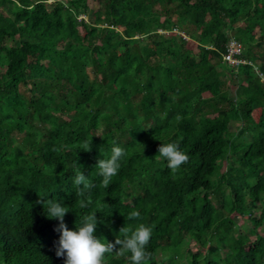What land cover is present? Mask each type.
Masks as SVG:
<instances>
[{"label":"trees","instance_id":"trees-1","mask_svg":"<svg viewBox=\"0 0 264 264\" xmlns=\"http://www.w3.org/2000/svg\"><path fill=\"white\" fill-rule=\"evenodd\" d=\"M48 1L0 0V264H64L48 199L70 208L71 230L95 212L107 242L151 226L148 264H176L166 256L184 240L207 247L189 264H264V0H96L83 39L73 18L88 0ZM181 31L205 41L194 51ZM232 42L235 65L224 58ZM173 141L189 156L176 173L157 151ZM114 143L126 155L105 188L95 166ZM77 167L94 184L84 209ZM134 210L140 219L128 218ZM233 212L252 229L236 235ZM129 255L106 253L103 264Z\"/></svg>","mask_w":264,"mask_h":264},{"label":"clouds","instance_id":"clouds-1","mask_svg":"<svg viewBox=\"0 0 264 264\" xmlns=\"http://www.w3.org/2000/svg\"><path fill=\"white\" fill-rule=\"evenodd\" d=\"M180 34L185 35L187 38V35L182 31ZM139 145L143 151L145 146L142 144ZM91 147L92 141H86L83 151H91ZM157 151L159 157L166 160V166L172 173L178 172L181 166L189 161L188 154L181 150L178 141L161 143ZM125 155V149L114 143L110 156L97 160L95 167L98 169V175L102 177L101 183L105 188L109 186L113 177L118 174L121 168V160ZM73 182L78 186L76 195L82 198L80 208L84 209L91 203L90 199H84L86 192L90 193L94 184L80 171L79 167L75 171ZM40 202L44 203L42 200ZM69 211L70 208L63 205L62 202L53 199L47 200V217L49 219L54 218L59 222L54 229V231L59 232V239L55 246V254L57 257L64 258V264H103V258L106 253H115L118 256L130 254L127 257L130 264H148L151 258V253L147 250L153 232L151 226L139 223L135 228L121 227L119 236H117L114 243L107 242L95 234L97 225L100 223L95 212L83 215L80 226L76 227L75 230H71L64 221V217ZM128 218L140 219L141 214L139 211L134 210L129 214ZM169 242L173 244L172 241ZM183 242L186 245H184V249L181 252L168 250V252H173V254L170 256L167 253L166 262L170 258L176 264H189L190 255L196 252H201L202 260L206 257L207 247L201 248L193 240H184ZM161 256L162 253L158 252L157 257L161 258Z\"/></svg>","mask_w":264,"mask_h":264},{"label":"rangeland","instance_id":"rangeland-1","mask_svg":"<svg viewBox=\"0 0 264 264\" xmlns=\"http://www.w3.org/2000/svg\"><path fill=\"white\" fill-rule=\"evenodd\" d=\"M52 0H49L48 2L50 3ZM48 3V4H49ZM54 3V2H53ZM49 7H50V4H49ZM100 8V3L99 1H94V0H88V10L85 11V12H81L78 16H76L74 19V22L76 24V33L77 35L79 36L80 39H83L86 35V31H85V28H84V22H88V21H91V19L94 17V13ZM4 11V9H2ZM185 23L184 21L181 22V26H183ZM158 32H161V33H164V31L162 29H159ZM183 33H185L184 31H182ZM167 35H170L169 32H165ZM258 33V31H257ZM187 35V38L184 39V42L186 43V45H188L189 47H191L194 51L196 50V45L198 42L200 43H204V38H202L201 40H198V38H196V36H189L187 33H185ZM104 39V33H100L99 37H98V41H101ZM8 44H12L14 43L13 41H8L7 42ZM256 54L258 55V53L256 52ZM258 60H256L257 63H260V62H263L264 63V42L262 43V46L260 48V57L257 58ZM232 64V63H230ZM232 65H235V64H232ZM89 70H91L89 68ZM217 71H218V76L223 79L225 82L229 79V72L227 70V68L225 67L224 63H219V65L217 66ZM93 75H96V74H93ZM97 77V76H96ZM231 85H235L236 83V79H232L230 80L229 82ZM226 92L229 94V89H226ZM233 111V110H232ZM230 111V112H232ZM228 112V113H230ZM72 115V112H68L67 113V116H70ZM149 124V121H144L143 122V125L144 126H148ZM240 125V122H239V118H237L236 116H234L233 119H231V122H230V127L231 129H236L238 126ZM37 127V126H34V128ZM244 138H247V136L244 135ZM56 155L57 156H60L59 153L56 152ZM217 175V173H216ZM211 200H214L215 201V196L214 195H211ZM216 205H219L218 203ZM246 216L247 214L244 213V214H236V213H232L231 214V218L234 222L233 224V231L236 235L238 234H242L244 233L245 229L249 226L251 227L252 229V226H253V222L249 221L246 219ZM257 231L259 233H264V224L263 225H260L258 228H257ZM254 232L255 230H250L248 233H249V236L250 237H254ZM212 244L215 243V240L213 239L212 241ZM186 264V263H185Z\"/></svg>","mask_w":264,"mask_h":264},{"label":"built area","instance_id":"built-area-1","mask_svg":"<svg viewBox=\"0 0 264 264\" xmlns=\"http://www.w3.org/2000/svg\"><path fill=\"white\" fill-rule=\"evenodd\" d=\"M184 38H186L185 35H182ZM242 47L239 45V44H236L234 42H232L230 45H229V48H228V52L224 55V58H225V61L226 62H229V63H232V64H237V62L239 61L235 55L236 54H239L242 49Z\"/></svg>","mask_w":264,"mask_h":264}]
</instances>
